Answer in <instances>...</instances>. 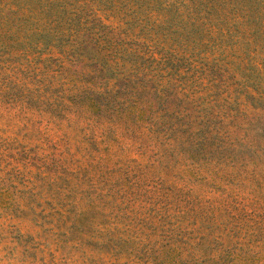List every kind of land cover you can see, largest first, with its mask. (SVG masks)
Instances as JSON below:
<instances>
[{
  "label": "rangeland",
  "instance_id": "obj_1",
  "mask_svg": "<svg viewBox=\"0 0 264 264\" xmlns=\"http://www.w3.org/2000/svg\"><path fill=\"white\" fill-rule=\"evenodd\" d=\"M0 264H264V0H0Z\"/></svg>",
  "mask_w": 264,
  "mask_h": 264
}]
</instances>
